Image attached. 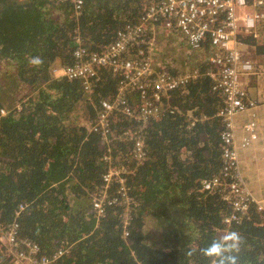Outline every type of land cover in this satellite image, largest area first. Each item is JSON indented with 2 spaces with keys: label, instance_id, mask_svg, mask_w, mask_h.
Returning a JSON list of instances; mask_svg holds the SVG:
<instances>
[{
  "label": "trees",
  "instance_id": "obj_1",
  "mask_svg": "<svg viewBox=\"0 0 264 264\" xmlns=\"http://www.w3.org/2000/svg\"><path fill=\"white\" fill-rule=\"evenodd\" d=\"M82 2L75 11L68 1L0 0V110L8 109L0 116V234L16 223L18 238L36 246L40 256L62 252L53 264H211L200 250L235 231L241 238L238 264H264V212L251 204L226 227L230 206L218 192L202 191V182L222 169L220 98L205 76L208 42L193 49L175 39L182 50L164 68L200 74L170 93L159 117L147 123L146 159L137 164L124 134L137 128L135 121L111 114L106 142L99 130H89L120 77L98 69L84 84L55 78L52 70L57 62L73 63L75 36L88 52H101L125 26L140 21L146 3ZM238 40L256 47L252 35ZM17 101L19 109H11ZM107 154L110 165L102 160ZM110 167L128 172L125 187L135 205L127 211V225L115 181L106 187L103 214L93 208ZM11 261L0 244V264Z\"/></svg>",
  "mask_w": 264,
  "mask_h": 264
},
{
  "label": "built area",
  "instance_id": "obj_2",
  "mask_svg": "<svg viewBox=\"0 0 264 264\" xmlns=\"http://www.w3.org/2000/svg\"><path fill=\"white\" fill-rule=\"evenodd\" d=\"M59 1H68L75 11H80L83 5L82 0ZM144 1L146 5L140 21L120 30L114 41L103 51L88 52L80 37L75 36L73 63L58 64L52 70L53 76L68 80L81 79L87 84L97 77L98 69H109L117 74L120 82L114 97L100 103L97 119L89 130H99L106 142L111 114L118 113L135 121L137 128L124 134L129 136L132 143V159L141 164L146 159L143 132L147 123L159 117L164 100L170 93L184 90L200 74L196 70L171 73L161 64H154L155 29L175 32L184 37L186 45L193 49H198L207 41L211 53L207 59L210 69L205 76L212 80L211 91L220 98L216 117L222 123V169L211 179L202 182V191L208 194L218 192L220 199L230 206L231 211L223 219L226 227L245 216L251 204L258 211L264 212V205L250 193L239 166L240 150L255 140V124L253 121L246 123L244 133L248 136L242 135L240 139L234 130L235 118L257 106L250 99L243 81V78L253 74L254 60L247 57L246 44L240 42L238 36L254 35L257 24L264 21V11H261L264 0ZM149 27L153 28L150 30ZM149 34L153 37L147 38ZM15 109L18 110L19 107ZM7 113L8 109L5 107L0 110L2 117ZM102 160L109 165L112 163L109 154L103 156ZM127 175L124 168H108L103 175L104 186L101 193L93 200L97 216L103 214V202L107 198L106 187L111 181H115L119 186L117 193L122 200L121 205L126 208L123 217L124 224L127 225V211L132 204L135 205L127 195L124 179ZM117 200L118 198H114L108 203H116ZM15 224L9 225L0 234V243L6 255L12 257V264H53L61 257L62 252L54 254L50 259L40 256L36 246L18 238Z\"/></svg>",
  "mask_w": 264,
  "mask_h": 264
},
{
  "label": "crops",
  "instance_id": "obj_3",
  "mask_svg": "<svg viewBox=\"0 0 264 264\" xmlns=\"http://www.w3.org/2000/svg\"><path fill=\"white\" fill-rule=\"evenodd\" d=\"M261 11H264L263 7H261ZM157 30L155 29L154 31V37L156 38L154 48L156 47V49L153 51V63L155 64L156 62L161 64L162 67H166L168 59H174V53L181 51L175 39L176 41L179 40L181 43H184V39L176 33H174L173 36L166 37L165 31L161 29ZM166 33L172 34L171 31L168 30H166ZM162 37L164 38L163 43L161 40ZM253 40L254 43L256 42L254 44L256 47L242 42L244 45L246 44L247 57L254 60L253 74L243 78V81L250 99L255 101L257 106L253 110L242 113L235 118L234 130L237 138L240 139L242 135L248 136V134L244 133L245 124L251 121L255 124V140L245 149L240 150L239 166L250 193L257 201L264 205V21L257 24ZM258 48L260 49L257 51ZM163 50H170L173 53L167 54ZM58 64L57 62V67ZM171 66L176 69L174 61L173 65H170V67Z\"/></svg>",
  "mask_w": 264,
  "mask_h": 264
},
{
  "label": "clouds",
  "instance_id": "obj_4",
  "mask_svg": "<svg viewBox=\"0 0 264 264\" xmlns=\"http://www.w3.org/2000/svg\"><path fill=\"white\" fill-rule=\"evenodd\" d=\"M31 63L33 65H38L40 59L34 58ZM240 243L241 238L237 232L227 231L221 239H213L210 244L200 251L205 258L210 260L211 264H238L237 254L239 252ZM195 250L194 248L193 251Z\"/></svg>",
  "mask_w": 264,
  "mask_h": 264
},
{
  "label": "rangeland",
  "instance_id": "obj_5",
  "mask_svg": "<svg viewBox=\"0 0 264 264\" xmlns=\"http://www.w3.org/2000/svg\"><path fill=\"white\" fill-rule=\"evenodd\" d=\"M238 15V14H237ZM150 28V30L153 28V27H149ZM151 36H150V38H152L153 37V35L152 34H150ZM184 38V37H183ZM154 39H155V43H156V38L154 37ZM158 44H159V42H158ZM178 47H181V46H178ZM155 49H156V47H155ZM181 50H182V47H181ZM164 52H166L167 54H169V53H173L172 51H170V50H163ZM174 59L175 60H177L178 58L176 57V55H175V57H174ZM174 60V61H175ZM179 61H180V59H179ZM24 94H25V92L24 91H22V92H20V95H19V97H23L24 96ZM13 95L14 94H11V96L9 97V100L11 99V97L13 98ZM19 102L17 101L16 102V104H14L13 105V107H10L11 109H13V108H15V107H20V105L18 104Z\"/></svg>",
  "mask_w": 264,
  "mask_h": 264
},
{
  "label": "bare ground",
  "instance_id": "obj_6",
  "mask_svg": "<svg viewBox=\"0 0 264 264\" xmlns=\"http://www.w3.org/2000/svg\"><path fill=\"white\" fill-rule=\"evenodd\" d=\"M237 141V140H236Z\"/></svg>",
  "mask_w": 264,
  "mask_h": 264
}]
</instances>
